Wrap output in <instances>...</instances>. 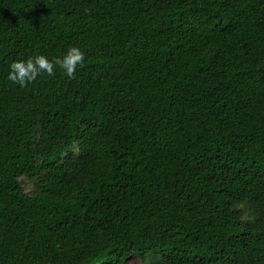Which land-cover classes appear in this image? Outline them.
<instances>
[{
    "label": "trees",
    "instance_id": "16d2710c",
    "mask_svg": "<svg viewBox=\"0 0 264 264\" xmlns=\"http://www.w3.org/2000/svg\"><path fill=\"white\" fill-rule=\"evenodd\" d=\"M134 256L264 264V0H0V264Z\"/></svg>",
    "mask_w": 264,
    "mask_h": 264
},
{
    "label": "clouds",
    "instance_id": "9594fccd",
    "mask_svg": "<svg viewBox=\"0 0 264 264\" xmlns=\"http://www.w3.org/2000/svg\"><path fill=\"white\" fill-rule=\"evenodd\" d=\"M85 53L78 45L68 46L60 56L50 58L40 53L13 60L9 64L7 79L21 87L33 82L40 74H54L58 69L72 78L78 67L82 66Z\"/></svg>",
    "mask_w": 264,
    "mask_h": 264
},
{
    "label": "rangeland",
    "instance_id": "374dc122",
    "mask_svg": "<svg viewBox=\"0 0 264 264\" xmlns=\"http://www.w3.org/2000/svg\"><path fill=\"white\" fill-rule=\"evenodd\" d=\"M27 188H31V184H27ZM128 264H146V261L142 260L138 256H134L128 260Z\"/></svg>",
    "mask_w": 264,
    "mask_h": 264
}]
</instances>
